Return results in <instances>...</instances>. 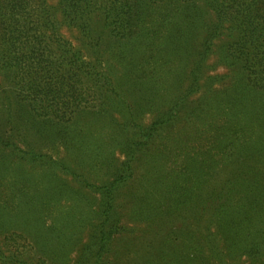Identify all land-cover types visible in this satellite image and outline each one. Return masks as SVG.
<instances>
[{
	"label": "trees",
	"instance_id": "trees-1",
	"mask_svg": "<svg viewBox=\"0 0 264 264\" xmlns=\"http://www.w3.org/2000/svg\"><path fill=\"white\" fill-rule=\"evenodd\" d=\"M10 162L95 194L94 264H264V0H0Z\"/></svg>",
	"mask_w": 264,
	"mask_h": 264
},
{
	"label": "rangeland",
	"instance_id": "rangeland-1",
	"mask_svg": "<svg viewBox=\"0 0 264 264\" xmlns=\"http://www.w3.org/2000/svg\"><path fill=\"white\" fill-rule=\"evenodd\" d=\"M209 61L216 62V53ZM215 69L224 70L222 66ZM204 142L202 148L208 149L216 159L222 158L211 180L214 186L225 179L227 155L217 150L210 140ZM64 149L62 146L59 155L64 154ZM46 151L55 154V149ZM72 155L78 161L79 156ZM4 168L0 174V264H94L91 258L96 246L92 238L94 224L90 221L80 224L79 217L88 204H93L95 194L78 178L61 172H55L52 186H47L45 171L41 169H31L17 162L7 163ZM55 182L59 184L53 185ZM163 235L160 233L154 240V236L146 232V239L159 242ZM136 241L144 243L143 239ZM119 246L120 243L114 247ZM143 253L136 247L116 257L106 256L104 264H139L141 259L138 258ZM244 261L245 258L240 259L241 263ZM161 264L173 263L163 261Z\"/></svg>",
	"mask_w": 264,
	"mask_h": 264
}]
</instances>
